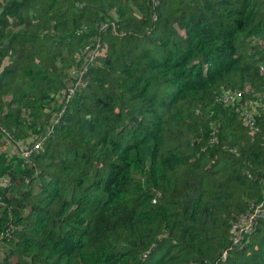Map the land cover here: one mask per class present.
Masks as SVG:
<instances>
[{"label": "trees", "instance_id": "obj_1", "mask_svg": "<svg viewBox=\"0 0 264 264\" xmlns=\"http://www.w3.org/2000/svg\"><path fill=\"white\" fill-rule=\"evenodd\" d=\"M261 65L264 0H0V264H264Z\"/></svg>", "mask_w": 264, "mask_h": 264}, {"label": "built area", "instance_id": "obj_2", "mask_svg": "<svg viewBox=\"0 0 264 264\" xmlns=\"http://www.w3.org/2000/svg\"><path fill=\"white\" fill-rule=\"evenodd\" d=\"M83 51L85 52L84 59L82 61L81 59H79V61L82 62L80 68H69V75H73L74 77L70 79V81L62 91L64 93L65 99H69L73 94H75L77 89L85 83L84 74L88 69V63L94 60L95 55L98 52V50L94 48H91L90 50L86 48ZM261 67L264 68V66L262 65ZM229 98V95H226L224 97L225 100H228ZM245 118L246 120L250 119L248 116H246ZM40 145L41 141H36L32 144V148H37ZM30 151L31 148L21 149V153L23 155H28ZM2 182L6 184L8 182L7 177H2ZM262 216H264V197L260 201L253 203L252 207L250 208V211L246 214L241 215L239 219L232 224V243L236 246L241 245L243 243V240L245 239L246 234L254 229L257 219ZM228 249L229 248H224L222 250V259L226 258Z\"/></svg>", "mask_w": 264, "mask_h": 264}, {"label": "crops", "instance_id": "obj_3", "mask_svg": "<svg viewBox=\"0 0 264 264\" xmlns=\"http://www.w3.org/2000/svg\"><path fill=\"white\" fill-rule=\"evenodd\" d=\"M1 140H2V138H1ZM11 144H12L11 142L6 143L5 141L4 142L2 141L1 147L4 149H8V148H10ZM6 147H8V148H6Z\"/></svg>", "mask_w": 264, "mask_h": 264}, {"label": "rangeland", "instance_id": "obj_4", "mask_svg": "<svg viewBox=\"0 0 264 264\" xmlns=\"http://www.w3.org/2000/svg\"><path fill=\"white\" fill-rule=\"evenodd\" d=\"M6 42H7V40H6ZM1 255H2V253L0 252V257H1Z\"/></svg>", "mask_w": 264, "mask_h": 264}, {"label": "water", "instance_id": "obj_5", "mask_svg": "<svg viewBox=\"0 0 264 264\" xmlns=\"http://www.w3.org/2000/svg\"><path fill=\"white\" fill-rule=\"evenodd\" d=\"M6 42V41H5Z\"/></svg>", "mask_w": 264, "mask_h": 264}]
</instances>
